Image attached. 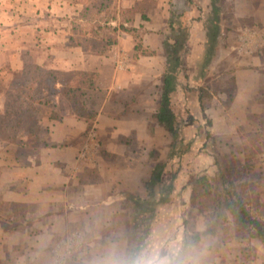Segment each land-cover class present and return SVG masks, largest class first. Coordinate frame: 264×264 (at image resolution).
Segmentation results:
<instances>
[{
  "label": "crops",
  "instance_id": "0c3cea01",
  "mask_svg": "<svg viewBox=\"0 0 264 264\" xmlns=\"http://www.w3.org/2000/svg\"><path fill=\"white\" fill-rule=\"evenodd\" d=\"M90 1L0 0V264H86L109 242L130 245L132 198H146L150 180L158 206L146 240L184 243L193 231L198 264H264L248 232L206 234L214 218L191 199L193 176L218 190L227 177L264 185V0H105L97 22L82 19ZM91 24L102 37L114 28L116 44L84 50L75 39ZM181 37L173 141L156 115L165 45ZM32 67L96 74L83 99L91 118L58 93L34 105L31 129L14 124Z\"/></svg>",
  "mask_w": 264,
  "mask_h": 264
},
{
  "label": "trees",
  "instance_id": "16d2710c",
  "mask_svg": "<svg viewBox=\"0 0 264 264\" xmlns=\"http://www.w3.org/2000/svg\"><path fill=\"white\" fill-rule=\"evenodd\" d=\"M86 10L82 13V19L85 17L91 18L94 22L99 21L100 11L107 6L105 0H92L89 2ZM89 21V20H87ZM90 25V23H87ZM102 28V25L99 26ZM105 36H100L95 26L91 24V29L87 30L89 33L88 39L79 40L76 42L82 44L84 50L93 52H103L110 46L116 44V30L114 28L106 27ZM185 34H182V36ZM177 38L174 46L165 45V51L168 59V69L164 74L163 86L161 93V106L157 112L156 119L160 125H163L170 133L173 141H176L179 136V129L175 125V116L170 109V94L174 91L175 87V70L176 67L181 65L180 52L184 50L185 40ZM185 39V38H184ZM74 43V40L72 38ZM24 78H21V84H19L17 94L12 101L14 103H20L25 106V109H14L13 116L16 121L12 120L14 124L24 123L28 125L29 129L35 126V117L33 116V107L37 103H42L46 99L56 97L57 94L62 101L67 102L73 110L79 111L78 116L91 118L92 111L84 110L85 103L83 101L86 93H89L96 84V74L87 72H75V73H60L55 71L42 72L37 67L30 68ZM29 74V75H28ZM60 84L61 88L57 89L56 85ZM79 106V107H78ZM175 146V145H174ZM238 163V162H237ZM216 164L219 163L216 161ZM160 169L161 166H157ZM156 169V170H157ZM220 189L213 186L206 175H200L199 177H192L191 186L192 203L195 205V209H201L204 203L198 202L199 197L211 198L212 200V213H214V221L211 222L206 230L207 233H216L219 230L230 233L235 227H239L242 230L249 233L251 238L257 239L264 246V214L257 216L251 209V202L245 199L240 190L235 186L231 178H225ZM155 180H150L146 183V189L148 195L146 198H132V214L130 216L128 229L129 238L132 244H139L148 239L150 232L153 228L154 218L156 216V210L158 201L155 198L156 195L154 187ZM154 187V188H153ZM215 189H214V188ZM153 188V189H152ZM214 190V192H212ZM250 191L255 194L257 203L256 206H260L264 203V185H258L257 187H251ZM251 201V200H250ZM210 212V213H211ZM230 219V220H229ZM231 221V222H230ZM201 238L200 233L190 232L188 238H185L184 244L195 245ZM136 241V242H135Z\"/></svg>",
  "mask_w": 264,
  "mask_h": 264
},
{
  "label": "clouds",
  "instance_id": "9594fccd",
  "mask_svg": "<svg viewBox=\"0 0 264 264\" xmlns=\"http://www.w3.org/2000/svg\"><path fill=\"white\" fill-rule=\"evenodd\" d=\"M86 264H198V260L193 245L155 237L132 245L109 242Z\"/></svg>",
  "mask_w": 264,
  "mask_h": 264
},
{
  "label": "rangeland",
  "instance_id": "374dc122",
  "mask_svg": "<svg viewBox=\"0 0 264 264\" xmlns=\"http://www.w3.org/2000/svg\"><path fill=\"white\" fill-rule=\"evenodd\" d=\"M228 167H229V171H233V172L235 171V173H240V171L243 169V167H241L237 163V161H230V163H228ZM245 169H246V167H245ZM235 173H233V175H235ZM237 185H238V188H239L240 192L245 197V199L248 200L249 202H251V209H252L253 213L255 215H257V216H260L262 213L264 214V203H262L260 206H256L255 205L257 203V201L255 199V194H253L250 191V188L248 186V183H246V182L244 183V182H241L240 181V184H238V179H237ZM212 192H214V190ZM198 202L204 203V206L201 209H195V210H197L195 212L197 213L199 211V212H201L203 214L209 215L208 213H210L212 211V209H211V206H212V200H211V198L199 197ZM211 215L213 216V218L215 217L214 216V213H212V212H211ZM231 232H234L235 233V236L237 238H240V239L242 238L243 233H245V231L242 230L239 227H235L234 230L231 231Z\"/></svg>",
  "mask_w": 264,
  "mask_h": 264
},
{
  "label": "built area",
  "instance_id": "2783aa9c",
  "mask_svg": "<svg viewBox=\"0 0 264 264\" xmlns=\"http://www.w3.org/2000/svg\"><path fill=\"white\" fill-rule=\"evenodd\" d=\"M90 135H91V137H94V133L91 132ZM81 156L84 157L85 154H82ZM68 242H69V241H68ZM57 254H58V253H57ZM58 256H61V255L58 254Z\"/></svg>",
  "mask_w": 264,
  "mask_h": 264
}]
</instances>
